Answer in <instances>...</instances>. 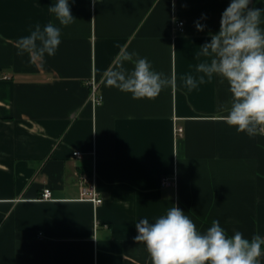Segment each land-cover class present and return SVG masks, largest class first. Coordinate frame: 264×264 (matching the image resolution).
<instances>
[{
  "label": "crops",
  "instance_id": "0c3cea01",
  "mask_svg": "<svg viewBox=\"0 0 264 264\" xmlns=\"http://www.w3.org/2000/svg\"><path fill=\"white\" fill-rule=\"evenodd\" d=\"M56 2L0 0V264H151L136 224L174 205L201 233L218 220L229 236L264 238V134L223 122L231 94L220 77L192 91L181 79L231 0H69L66 27L49 11ZM248 7L264 10V0ZM48 23L61 28L55 55L18 56V39ZM121 49L177 87L155 99L107 87ZM93 172L97 207L80 200L78 176Z\"/></svg>",
  "mask_w": 264,
  "mask_h": 264
},
{
  "label": "clouds",
  "instance_id": "9594fccd",
  "mask_svg": "<svg viewBox=\"0 0 264 264\" xmlns=\"http://www.w3.org/2000/svg\"><path fill=\"white\" fill-rule=\"evenodd\" d=\"M99 0H93V5ZM250 0H231L221 15L220 28L208 43L200 46L196 58L201 60L194 72L183 76L184 86L192 91L199 85L220 77L227 82L231 94L230 107L222 117L228 126L249 137L264 134V10L249 8ZM59 25L69 26L75 18L69 0H57L49 7ZM204 25L196 24L198 31ZM61 43V28L48 23L41 29L35 25L30 34L16 42L17 55L27 53L32 62L54 56ZM134 65L128 70L124 64ZM107 87L130 93L133 99H155L168 87L175 89V75L167 78L152 70L146 58L121 49L114 65L104 74ZM207 78V81H206ZM224 110L225 105L220 106ZM134 238L143 244L151 264H261L264 238L254 235L251 240L240 231L229 236L218 220L211 222L206 232L197 230L194 222L177 206L170 208L154 223L142 219L136 224Z\"/></svg>",
  "mask_w": 264,
  "mask_h": 264
},
{
  "label": "built area",
  "instance_id": "2783aa9c",
  "mask_svg": "<svg viewBox=\"0 0 264 264\" xmlns=\"http://www.w3.org/2000/svg\"><path fill=\"white\" fill-rule=\"evenodd\" d=\"M183 23H179L177 28L182 29ZM91 100L94 104H98L102 101V97L98 95L99 86L96 82L91 83ZM179 133L183 132L182 128L177 130ZM75 157L81 158L82 153L76 152ZM78 182L80 184V200L91 202L95 207L103 204L104 200L100 196L97 188V178L95 172L92 174L82 173L78 176ZM176 177L164 176L161 184L165 187H175ZM42 199L49 200L52 198V191L50 189H44L42 193Z\"/></svg>",
  "mask_w": 264,
  "mask_h": 264
},
{
  "label": "trees",
  "instance_id": "16d2710c",
  "mask_svg": "<svg viewBox=\"0 0 264 264\" xmlns=\"http://www.w3.org/2000/svg\"><path fill=\"white\" fill-rule=\"evenodd\" d=\"M262 248H264V246H262Z\"/></svg>",
  "mask_w": 264,
  "mask_h": 264
}]
</instances>
